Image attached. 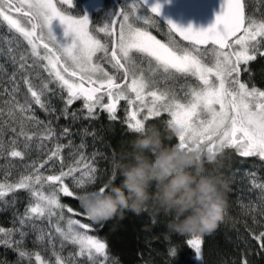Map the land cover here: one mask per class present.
<instances>
[{"label":"snow or ice","instance_id":"obj_1","mask_svg":"<svg viewBox=\"0 0 264 264\" xmlns=\"http://www.w3.org/2000/svg\"><path fill=\"white\" fill-rule=\"evenodd\" d=\"M146 3L132 0L108 23L93 27L86 17L67 14L72 0H0V22L30 49L18 57L16 49L8 50L14 69L8 77L11 87L0 89V96L8 97L3 101L7 110L0 108V157L24 162L33 144L43 149V141H56L39 166L24 164L25 172L18 178L5 171L0 179V211L11 209L13 214L12 227L0 226V247L16 253L17 264H31L33 259L35 264H52L41 252L24 247L30 232L51 251L54 264L109 262L107 244L90 234L94 226L76 218L89 220L82 210L61 202V196L78 201L81 191L90 188L105 191L97 168L83 154L65 170L61 151L72 147V141L61 144L59 139L70 137L71 127L57 133L53 120L77 119V113L69 111L76 101H83L85 119H96L99 109L112 121L125 101L128 130L167 114L164 125L177 130L175 140L181 147L206 148L213 156L231 149L240 157L264 161V89L241 79L250 62L264 57V13L257 18L249 0H224L221 14L207 30H182L169 22L170 40L162 43L149 30L159 27L155 16L160 5L151 7L152 16L138 15ZM54 20L64 26L62 41L51 30ZM171 33L187 43L171 40ZM21 85L30 94L23 102L18 98ZM55 100L63 106L58 109ZM36 107L47 120L36 115ZM29 124L34 131H29ZM52 160L61 161L60 171L45 175L41 169ZM68 178L80 191L70 188ZM254 187L264 201V183ZM21 191L29 197L23 212L17 210L16 194ZM249 232L264 251V230ZM186 243L200 256L201 237H190ZM66 244L75 249L67 257L61 254ZM240 264H250L246 255Z\"/></svg>","mask_w":264,"mask_h":264},{"label":"trees","instance_id":"obj_2","mask_svg":"<svg viewBox=\"0 0 264 264\" xmlns=\"http://www.w3.org/2000/svg\"><path fill=\"white\" fill-rule=\"evenodd\" d=\"M84 0H73L70 8L66 9L68 15L78 18L84 9ZM124 0L119 2L121 9L126 8ZM250 10L254 11L257 18L264 13V2L262 0H249ZM67 7V6H64ZM115 7L111 0H104L103 6L99 13H93V21L91 26H102L108 23L110 14L112 15ZM141 10L151 16L145 9ZM158 28H150L157 39L162 43H168L170 40L169 29L155 18ZM171 40L180 44L179 40L171 33ZM17 41L20 47L17 49ZM9 48L16 49L15 55L18 57L21 51H28V45L22 38H19L14 32H10L6 24L0 22V89L11 87L8 77L11 75L14 66L11 63V54ZM43 51V49H40ZM249 71L244 72L241 79L249 84H254L258 88L264 89V57H258L248 65ZM46 75V73H45ZM171 83V82H169ZM21 92L18 98L21 102L30 99V94L26 88L21 85ZM8 97L0 96V108L7 110V106L3 103ZM55 106L61 108L62 102L54 101ZM127 104L121 101L118 105L116 121L109 119L106 112L97 109L96 119H85L86 110L83 109V101H76L70 112L77 113V119H60L53 120V125L60 133L65 126L71 127V136L60 138L59 143L67 144L68 140L72 141V147L63 148L61 156L65 165L74 164L83 154L87 161L97 168V180L107 189L115 182L119 185L123 179L121 172L131 166H134L141 158L152 160L153 156L148 150H142L137 144L142 139H152L159 142V149L180 151L184 154H191L194 158V165L189 168H181L178 171H187L191 175L199 177L200 175L217 177L221 176L229 184V192L227 194V207L225 209L223 219L219 223L218 228L211 234L202 237L201 254L197 256L196 252L190 248L186 241L190 237L177 236L168 232L166 227L168 219L162 213L156 217V223L151 224L149 214L144 213L136 216L131 212L125 214V218L120 220L114 218L105 223H95L91 220H85L83 217H76L83 222L94 226L95 231L90 234L105 242L108 246L109 262L115 260V264H240L241 258L247 256L250 264H264V251H261L254 240L251 239L249 230H264V215L261 214L264 208V201L261 200V191L254 187V183H264V161H260L256 157H240L236 155L234 150L225 149L223 155L220 153L213 156L203 148L201 151L192 150L191 147H181L176 143L175 137L177 131L173 127L165 126L164 122L169 119L167 114H163L160 118L151 120L147 125H143L137 129L128 130L125 126ZM36 115L41 120H47L45 113L35 108ZM29 131H34V125H27ZM90 133H96L95 136ZM24 141H20L22 149ZM39 143V142H37ZM45 148L38 149L35 144L24 162L19 159L0 157V179L3 178L5 171H12L13 177L18 178L21 173L25 172L24 164L36 163L39 166L50 155L51 150L55 149L56 141H43ZM83 144L84 147H80ZM211 157V159H209ZM60 160L49 161L45 167L41 169L45 175L50 172L58 173L60 171ZM77 175H79L77 173ZM70 188L76 191L71 178H68ZM153 184L149 191H154ZM105 192V191H103ZM102 192V193H103ZM95 194V189L90 188L87 191H81L80 198ZM19 198L17 210L23 212L28 203V194L26 192H18ZM61 202L75 209L81 210L79 202L70 197L61 196ZM66 215H71L66 213ZM257 221L254 223L253 220ZM13 214L12 210L0 211V226L5 228L12 227ZM47 228V223H45ZM57 250L59 251V238L57 237ZM24 247L31 252H41L45 259L52 261L54 264L55 257L52 256L50 250H46L43 244L36 242V233L30 232L25 238ZM176 250L175 255H171L170 251ZM75 249L72 245H65L62 255L67 257L70 252ZM78 260L81 258H77ZM18 256L10 249L0 247V264H17ZM21 264H29L23 261ZM31 264H35L34 259ZM83 264H88L87 260H83Z\"/></svg>","mask_w":264,"mask_h":264},{"label":"clouds","instance_id":"obj_3","mask_svg":"<svg viewBox=\"0 0 264 264\" xmlns=\"http://www.w3.org/2000/svg\"><path fill=\"white\" fill-rule=\"evenodd\" d=\"M137 147L148 150L153 159L141 158L123 170L118 186L113 182L103 193L97 189L95 194L79 198L84 215L95 223H105L114 218L123 220L127 212L136 216L149 214L151 209V224L162 213L170 217L166 224L168 232L177 236L202 238L215 231L223 219L230 190L222 174L197 177L178 171L194 165L192 155L157 150L159 142L152 139L140 140ZM153 184L155 190L149 191Z\"/></svg>","mask_w":264,"mask_h":264},{"label":"water","instance_id":"obj_4","mask_svg":"<svg viewBox=\"0 0 264 264\" xmlns=\"http://www.w3.org/2000/svg\"><path fill=\"white\" fill-rule=\"evenodd\" d=\"M111 1L115 6L116 15L121 11L120 0ZM223 3L224 0H147L142 7L150 13L153 5H160L159 15L155 18L167 28L170 22L182 30L191 27L193 31H204L214 24L216 16L221 14ZM172 34L182 43H187L175 33Z\"/></svg>","mask_w":264,"mask_h":264},{"label":"rangeland","instance_id":"obj_5","mask_svg":"<svg viewBox=\"0 0 264 264\" xmlns=\"http://www.w3.org/2000/svg\"><path fill=\"white\" fill-rule=\"evenodd\" d=\"M103 2H104V0H84L83 1L84 9L82 10L83 11L82 14L78 18L86 17L89 20V23L91 25V22L93 21V15H94L93 13H96V14L99 13V11L101 10V8L103 6ZM124 2H125L124 4H126V7H127L129 5V3L132 2V0H124ZM72 7H73V4H72ZM115 12H116V9L114 10L112 15L110 14L108 22L114 17ZM138 15L144 16V17L147 16L141 10V8L138 10ZM50 27H51V30L53 32V35H55L57 37L58 41H62L64 39L63 38L64 26L60 24L59 20H54ZM98 35H102V34H98ZM174 130H176V129L174 128ZM191 148H192V150H195L197 152L201 151V149H202L201 147H198V146H191ZM203 149L206 152L208 151L206 148H203Z\"/></svg>","mask_w":264,"mask_h":264},{"label":"bare ground","instance_id":"obj_6","mask_svg":"<svg viewBox=\"0 0 264 264\" xmlns=\"http://www.w3.org/2000/svg\"><path fill=\"white\" fill-rule=\"evenodd\" d=\"M182 43V42H181ZM184 44V43H183Z\"/></svg>","mask_w":264,"mask_h":264}]
</instances>
